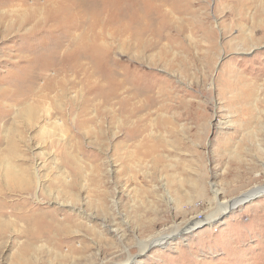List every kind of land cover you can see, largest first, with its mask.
Masks as SVG:
<instances>
[{"label":"rangeland","instance_id":"1","mask_svg":"<svg viewBox=\"0 0 264 264\" xmlns=\"http://www.w3.org/2000/svg\"><path fill=\"white\" fill-rule=\"evenodd\" d=\"M40 1L0 0V16L27 19ZM167 5L169 38L142 35L139 51L117 39L111 53L118 73L136 72L144 81L149 107L118 116L114 125L94 112L68 115L61 132L43 116L26 128L16 108L0 112V149L7 136L20 135L5 157L22 178L5 186L0 174V201L17 211L25 206L33 217L10 219L0 264H264V189L139 252V241L176 232L219 202L264 188V0ZM123 8L129 19L131 0ZM24 30L0 35V110L18 72L14 64L25 65L24 48L35 41L24 40ZM52 221L60 227L30 237L36 222Z\"/></svg>","mask_w":264,"mask_h":264},{"label":"bare ground","instance_id":"2","mask_svg":"<svg viewBox=\"0 0 264 264\" xmlns=\"http://www.w3.org/2000/svg\"><path fill=\"white\" fill-rule=\"evenodd\" d=\"M41 1L37 4L35 13L27 19L19 16L10 19L4 14L0 16L2 39L11 31L17 30L19 32L31 24L28 29L24 30L23 34L26 31L29 33L26 32L28 35H24L23 39L35 40L31 45L29 44L30 46H26L27 48L21 46L25 49L26 63L22 67H19L18 63L14 64L18 72L16 77L15 75L12 76L14 78L10 79L5 88L10 97H7L6 106L0 112L10 114V108H16L14 116L16 120H21L20 124L26 128H31L36 123L35 121L43 116L47 124H51L52 127L58 126L61 132L68 115L76 114V117L80 118L89 116V113L94 112L96 120L98 118L105 119L109 121V125H114L118 123L115 122L118 116L125 117V120L127 117L135 115L134 111L143 110L150 106L151 97L145 87L146 84L143 83L144 81L142 82L139 77L134 75L136 72L134 74H131L132 71L130 73H118L114 68L118 65V61L111 56V53L114 48L116 49L114 44L117 39L120 41L122 38L125 42H131V48L139 51L138 49L141 50L143 47V44L140 43L142 35L147 37L155 35L159 40L168 37L165 32L168 23L171 21L169 15L171 8L167 5L170 0H131L132 14H130L129 19L124 16V12L128 10L123 8L124 0ZM162 14L164 15L162 16ZM39 15L41 16L39 17ZM38 49H43L46 54H41L43 51H38ZM133 70L135 69L133 68ZM20 71L22 74H19ZM3 92L0 90V93ZM0 99L2 100L1 95ZM91 107L94 111H90ZM87 121L92 123L93 119ZM83 125L82 123L78 124V126ZM19 138V134L7 136L5 151L0 149L2 154L0 174L5 183L7 181L5 186H11L12 179H15L16 182L22 180L16 170L17 166H13L10 157H5L8 156V152L12 153L16 150V141ZM4 139L6 136L0 137V145L1 140L4 141ZM14 169L18 177H13V175L11 178L10 175ZM263 189L251 190L231 201L219 202L217 210L209 216L201 221L192 217L180 228H177L176 232L139 241V252H145L150 247L159 245L165 239L170 240L176 236H181L203 221L208 223L215 220L220 214L232 210L235 205ZM213 195L214 199H217L219 194L213 192ZM3 203L0 201V237L4 236L6 228L11 225L10 219L23 221L24 214L25 217L28 216L27 220L33 219L30 214L26 215L30 211L25 206L17 211L12 208V205L6 207L7 205L5 206ZM7 208L11 212L7 211ZM42 217L45 218V216ZM43 221L45 222V220ZM58 222H36L37 224L28 233L31 235L30 237L38 238L41 234L50 232L57 225L55 223ZM115 231L117 232V230ZM130 259L129 256L128 260Z\"/></svg>","mask_w":264,"mask_h":264}]
</instances>
